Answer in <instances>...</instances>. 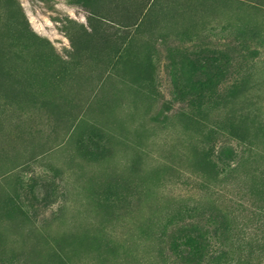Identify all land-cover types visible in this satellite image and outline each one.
<instances>
[{
	"label": "rangeland",
	"instance_id": "obj_1",
	"mask_svg": "<svg viewBox=\"0 0 264 264\" xmlns=\"http://www.w3.org/2000/svg\"><path fill=\"white\" fill-rule=\"evenodd\" d=\"M0 264H264V0H0Z\"/></svg>",
	"mask_w": 264,
	"mask_h": 264
},
{
	"label": "trees",
	"instance_id": "obj_2",
	"mask_svg": "<svg viewBox=\"0 0 264 264\" xmlns=\"http://www.w3.org/2000/svg\"><path fill=\"white\" fill-rule=\"evenodd\" d=\"M215 61V58L212 57H205L204 59H202L201 62L199 63H193L190 61H187L184 65H185V76H187V79L189 81L191 80H196L197 84H200V82H203L202 79L208 80L210 78L211 72L214 70V73H217L220 68L218 67V65L213 66V62ZM216 62V61H215ZM213 73V75H214ZM216 75V74H215ZM199 76V77H197ZM201 77V78H200ZM197 78V79H196ZM236 90L238 91V87L236 88ZM235 92H233L234 94ZM201 94V92L199 91L197 93V96H199ZM181 95L183 96V93H181ZM235 97V96H233ZM231 111V110H230ZM200 108L195 106L193 109L185 112V114L187 115L188 118H190V120H192V118H194L195 115H200ZM231 114H229V116L227 115L220 123V125L215 128L212 129L211 131H209V134H213V135H218V134H222L225 135L227 138L230 139H234L236 141H238L239 143H250V140H247V137H249L248 132L249 129H247V124L246 121L244 119L241 118H236L235 116H230ZM192 117V118H191ZM245 129L247 131H245ZM204 136V135H203ZM207 136V134L205 135ZM93 141H92V139ZM101 136L98 133H90L87 136V142L91 143L92 146L94 147V151H92L93 155H103L106 146H104V144L101 141ZM224 141V140H223ZM101 151V152H100ZM99 152V153H98ZM200 155V158L198 160L199 163V168L203 169L204 171H206L207 169L209 170H213V167H215V165H213V163H211L209 161V149H205L203 148L202 151H200L198 153ZM220 156L222 159H230L232 160L233 157L235 156L234 151L231 148H221L220 151ZM181 241L179 242L180 244H178V246H176V248L178 247H183L184 249L187 248V252L190 253L192 256L190 257L191 260L197 259L201 256L200 255V249L198 250L195 246H194V239H192L189 236H185V235H181ZM196 261V260H195Z\"/></svg>",
	"mask_w": 264,
	"mask_h": 264
}]
</instances>
